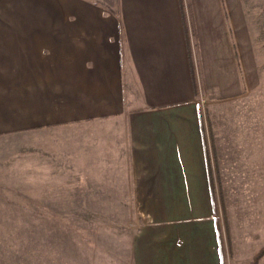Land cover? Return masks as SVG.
Returning <instances> with one entry per match:
<instances>
[{
    "label": "crops",
    "instance_id": "obj_1",
    "mask_svg": "<svg viewBox=\"0 0 264 264\" xmlns=\"http://www.w3.org/2000/svg\"><path fill=\"white\" fill-rule=\"evenodd\" d=\"M247 10L241 0H0V136L95 123L97 150L130 169L146 219L136 264H223L193 41L207 87H229ZM256 130L250 146L240 132L239 151L254 153L263 187ZM253 215L262 236L251 255L264 246V209Z\"/></svg>",
    "mask_w": 264,
    "mask_h": 264
},
{
    "label": "rangeland",
    "instance_id": "obj_2",
    "mask_svg": "<svg viewBox=\"0 0 264 264\" xmlns=\"http://www.w3.org/2000/svg\"><path fill=\"white\" fill-rule=\"evenodd\" d=\"M241 1L248 20L233 36L229 87H207L200 45L193 41L203 80L200 112L212 131L207 164L223 264H259L264 257V246L251 255L262 236L253 214L264 209L258 195L264 184L255 182L254 153L239 151L238 141L246 129L247 146L256 128L264 135V0ZM189 20L194 28V18ZM232 29L234 35L237 27ZM97 127L0 136V264H136L135 237L146 219L132 198L130 169L113 168L112 151L97 150Z\"/></svg>",
    "mask_w": 264,
    "mask_h": 264
}]
</instances>
